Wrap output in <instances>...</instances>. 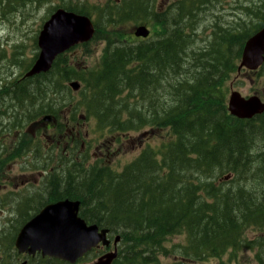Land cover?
Instances as JSON below:
<instances>
[{
  "label": "rangeland",
  "instance_id": "obj_1",
  "mask_svg": "<svg viewBox=\"0 0 264 264\" xmlns=\"http://www.w3.org/2000/svg\"><path fill=\"white\" fill-rule=\"evenodd\" d=\"M190 1L197 5L190 6ZM117 2L123 4L121 5L122 8L127 5V11L132 10L135 16L117 26L102 24V14L108 15L110 10L115 9L118 5ZM181 2L191 8V12L182 24L185 33L192 38L190 43L193 48L189 49L190 57L193 52L198 54L200 49L207 48L217 35L222 36L225 32H233L242 34L247 38L251 33L255 34L264 24V0H0V89L5 86H7L6 88H13V82L24 75L33 64L39 53L37 39L42 26L51 14L58 9L69 7L87 12L86 16L91 17L96 27L101 28L102 32L99 39H93L87 44L79 45L63 55L60 68L63 69L67 66L76 78L72 81H77L81 85L78 91H73L69 85L72 81L65 83V86H68L71 92L57 97V103L52 109H49L48 106L53 103V98H50V94L46 95V91L39 92L38 89H32L23 97L14 99L11 96L6 100H4L6 93L0 92V112L2 109L7 111L4 116L0 114V197L1 205H5L0 209V233H3L0 236V249L11 248L13 233H18L24 225L19 223L29 209L25 207V204H21L16 208L12 207V204H17L15 198L22 190L21 196L25 198L20 199V201H26V198L31 197L32 193L42 186H48L51 191L59 184L63 187V190L70 188L69 190L72 192H78L75 195L82 193V197L89 198L86 204L87 209H84L86 214L89 215L88 217L105 216L104 219L102 218L105 223L112 218L119 223L124 221L125 217L120 215L121 211L118 212L120 207L115 206L113 209L108 200L106 201L107 187L97 186L96 181L93 182L88 175L93 170L96 172L105 170L107 173H121L127 165L143 156V152L146 150L151 152L154 150L159 156L160 147L162 150L163 146L174 139V135L169 128L159 129L140 124L138 129L117 131L119 126H116V124L121 123L122 120L128 123L131 120V112L142 114L141 117L136 118V124L138 119H144L145 116L151 119L150 111L156 108L159 115H161L163 107L168 112V110L173 109L177 101L175 100L174 103V100L171 101L170 99L173 93L168 89V79L171 77L169 71L160 69L155 71V68H153L151 77L147 76L148 85L140 81L137 83L140 91L144 94V98L141 93L133 95L125 89L116 95L112 105L110 101L104 103L102 88H98L95 84V78L100 73L104 51L106 48H110L109 44H111V49H116L121 44L139 45L157 40L160 32L157 33L158 29H156L153 21L154 15L165 13L168 10L176 12L181 6L180 4L177 8ZM122 14H124V11H122ZM145 25L151 30V35L148 39H139L136 37L135 32L138 27ZM163 58H166V56H163ZM240 62L238 60L237 66ZM204 65L208 64L205 63ZM138 66V62H130L122 67L126 72L135 73ZM204 71H206V68ZM121 73L122 69L117 68L114 76H119L122 80L127 79L124 75L122 77ZM153 73H157V79L153 77ZM194 73L202 75L203 70L194 68L190 74ZM177 75L178 81L185 80V76H189L187 65L180 68ZM61 81L60 88L65 90L64 82ZM176 85L177 82L175 87ZM226 86L230 89L227 102L230 100L232 91L240 92L244 97L259 96L263 101L264 69L259 72L243 71L240 75L235 73ZM181 88L184 90V87ZM134 89L136 90L134 92H139L137 86ZM41 95L42 98L40 99L39 96ZM104 105L109 106L105 107ZM153 116L155 119L156 114ZM212 120L219 123L216 116L212 117ZM19 121L23 123H19ZM38 121H45L44 123L48 127V129L44 128L41 134L45 138L48 136L43 144L39 139L33 138L35 133L33 135L31 130L29 131L33 124ZM113 123H116V127L112 126ZM241 129L244 134L239 131V136L230 135L226 137L231 139L229 149L233 150L232 156L234 158L237 156L251 157V161L249 160L247 165L241 168L243 178L236 180L232 177L229 179L230 175L218 177V174H207L204 181H212L224 190L233 187L236 191L241 188L249 196V193L255 191L258 192L259 198L264 185L260 187V181L257 178L255 179V176L259 174L264 183V136L260 130L259 133L256 132L258 127L252 125ZM229 130L230 128H227L225 131ZM23 131H26V135L21 133ZM206 132H209V130ZM22 134L24 138H20L23 136ZM183 139L185 142L192 141V137L188 136H184ZM23 141L27 143L21 149L27 156H17L18 150L15 147ZM241 142L246 144V149L240 147ZM221 146V150H218L219 154L216 155L220 157H214L212 161L216 160L219 164L224 161L227 165L228 158H225L226 145L222 142ZM62 148H64V152ZM71 154L73 156H70ZM243 158L240 157L242 163L244 162ZM157 161L160 163L161 158ZM175 169L176 175L172 179V183L183 182L184 180H186L185 183H193L191 180L199 173L195 168H181L179 165ZM150 170L151 172L143 173L140 178L134 181L124 180L121 182L120 188L124 200L121 207L123 210L136 207L135 203L141 200V194L145 193V189L149 187L148 185L150 183L152 185L161 184L162 177L169 172L167 168L156 167L154 164L151 165ZM73 171L74 175H70L69 172ZM25 175L30 179L29 185L25 187L22 183L21 188L18 189L16 186L21 183ZM181 175L184 176L183 181H181ZM234 179L237 182L232 184ZM112 187L115 188L114 193L118 194L117 188L119 187L114 185ZM153 192L156 196L161 194L158 190ZM187 193L189 192L186 191ZM94 194H96L95 197H93ZM167 194V202L164 205L157 204L150 209L148 208L142 211V216H145V213H149L147 216H150L152 211L162 210L160 212L163 219H166V210L172 209L174 216L176 215V218H178L177 216L183 209L180 207L182 204L179 203L180 197L172 191L167 192ZM203 194L201 196L208 205L213 204L218 197L217 195L215 199H212L206 191H203ZM247 194L246 197H248ZM172 198L174 199L172 200ZM34 201L36 202V199H31L32 204ZM49 202L51 201L49 200ZM223 202L218 203L217 212L221 209ZM252 208H250V211L253 213ZM238 211L237 199L235 204L231 205L229 214L236 215ZM221 214H218L221 217L216 218L218 223L220 218L224 219L223 216L226 215L224 211ZM13 217L15 219H12ZM4 220L9 224H4ZM132 220L134 221V219ZM138 224L141 226L142 222L139 221ZM201 224V231L204 232L209 223L202 221ZM16 225L18 226L17 231L13 228ZM143 225L146 224L143 223ZM184 227H187V225ZM103 229L109 230L106 227ZM115 237L113 236L112 239L114 240ZM242 238L240 244H238L240 240L237 242L235 250L231 248L227 251L231 255L222 257L223 263L218 258L210 257L208 251L206 249L201 250L202 247H200L199 250L201 251L198 250L197 254H201V256L196 257V263L194 264H260L257 256L259 250L260 252L262 249L264 250V225L247 226L244 229ZM183 244H187L186 235L172 236L165 243L168 248L183 246ZM116 245L117 243L114 241V246L100 255L104 256L107 253L114 252ZM120 245L119 247L122 248L123 244ZM88 260H90L89 264H95L98 256L91 255L86 261ZM176 260L180 261V253L178 252L175 257L161 255L159 261L153 264H171ZM79 264H83V262Z\"/></svg>",
  "mask_w": 264,
  "mask_h": 264
},
{
  "label": "trees",
  "instance_id": "obj_2",
  "mask_svg": "<svg viewBox=\"0 0 264 264\" xmlns=\"http://www.w3.org/2000/svg\"><path fill=\"white\" fill-rule=\"evenodd\" d=\"M190 2V5L195 4L192 1ZM117 3L118 5L115 9H111L108 15L102 14V24L117 26L127 19L129 20L130 17L135 16L132 10L127 11V5L122 8L121 5L123 4ZM183 3L178 4L177 8L180 4L181 6L178 9L176 8V12L168 10L165 13L154 15L153 21L156 29H158L157 33L160 32L157 40L139 45L121 44L116 49H111V44H109L110 48L108 45V48L104 51L100 73L95 78V84L98 88H102L104 103L105 101H110L112 105L116 95L125 89L133 95L141 93L144 98V94L140 91L137 83L140 81L148 85L147 76L151 77L153 68H155V71H159V69L169 71L171 77L168 79V89L173 93L170 99L171 101L174 100V103L175 100L177 101L173 109L168 110V112L163 107L161 109L163 113L159 115L155 108L149 112L152 115L151 119L145 116L144 119H138L137 124L135 123L136 118L141 117L142 114L134 112H131V120L128 123L124 120L121 123H115L116 126H119L117 131L138 129L140 124L144 126L150 125L159 129L169 128L174 135V139H171L168 144L163 146L162 150L160 147L159 156L154 150L152 152L146 150L143 152V156L127 165L121 173H107L105 170L96 172L93 170L88 175L93 182L96 181L97 186H101V188L107 187L106 201L108 200L113 209L115 206L120 207L118 212L121 211L120 215L125 217L124 221L119 223L112 218L105 223L103 220L105 216L88 217L89 215L86 214L84 209H87L86 204L89 198L82 197V193L75 195L78 192L74 193L69 190L70 188L63 190V187L58 184L56 188L49 192V200L51 202L66 198L80 200L82 218L90 224H97L100 228H109L114 235L121 236L123 246L122 248L119 247L118 258L113 264H153L159 261L161 255L175 257L177 252L180 253V261L176 260L171 264H194L196 263V257L201 256V254L197 253L205 249L210 257L218 258L223 263L222 257L231 255L227 251L231 248L235 250L237 242L243 239L242 235L247 226L264 225L263 188V191L259 192L258 198V192L255 191L249 193V196L241 188L236 191H234L233 187L224 190V188L212 181H204L207 174H218V177L231 175L236 180L243 178L241 168L245 167L249 160L251 161V157L245 156L243 158L244 156H237L234 158L232 156L233 150L229 149L231 139L226 136H239V131L244 132L241 128L251 125L258 127L256 132L259 133L260 130L264 136V114L251 120H239L231 116L227 109V98L230 89L226 85L233 74L237 73L238 60L241 59L243 47L248 37L254 33H251L247 38L242 34L233 32H225L222 36L217 35L207 48L200 49L198 54L193 52L191 54L192 59L189 55V49L193 48L190 43L192 38L185 33L184 25H182L191 12V8ZM65 9L87 15V12L74 8L67 7ZM122 11H124V14H122ZM113 14H116L117 17L116 15L113 16ZM101 33V28H97L94 40L99 39ZM163 56H166V58H163ZM62 59L63 56L56 61L49 73L38 78H30L31 81L29 83L31 85H28L29 83L13 85L16 94L19 95L21 88L38 89L39 92L46 91V95L50 94V98H53V103L48 106L49 109H52L57 103V97L71 92V89L68 86L66 87L65 83L76 79L67 66L63 69L60 68ZM130 62H138L139 66L135 73L126 72L122 67ZM205 63L208 65H204ZM186 65L189 76H185V80L178 81L177 72ZM117 68L122 69V77L124 75L127 79L122 80L119 76H114ZM194 68L203 70L202 75L200 73L199 75L197 73L191 75L190 73ZM205 68L206 71H204ZM153 75L157 79V73H153ZM61 80L64 82L65 90L60 88ZM176 82L177 85L175 87ZM85 84L87 85V83ZM136 86L139 92H134L136 91L134 89ZM181 87H184V90ZM30 95L34 96L33 94ZM39 97L41 99L42 95ZM104 106L108 107L109 105ZM164 106L166 107V105ZM154 114H156L155 119ZM28 115L31 117L29 113ZM214 116L218 118L219 123H215V120H212ZM115 124L113 123L112 126L116 127ZM227 128H230V130L225 131ZM208 130L209 132H206ZM184 136L192 137V141L185 142ZM222 142L226 145L225 158H228V161H226L227 165H225L223 160V164H219L216 160L212 161L214 157H220L216 155L219 154L218 150H221ZM245 145V143L241 142L240 147L246 149ZM240 157L243 158V163ZM160 158L161 161L159 163L157 160ZM152 164L156 167H165L169 172L162 177L163 181H160L161 184L152 185L150 183L148 185L149 187L145 189V193L141 194V200L135 203L136 207L123 210L121 207L122 201H124L122 199V189L120 188L121 182L124 180L134 181L140 178L143 173L151 172ZM178 165L181 168L190 167L199 171L197 176L195 175L191 180L193 183H185L186 180H184L182 175L180 176L181 181L184 180L185 182L172 183V179L176 175L175 168ZM73 173L74 171L69 172L70 175H74ZM256 178L260 181V187H262L264 185L263 179H261L259 174L255 176ZM236 182L234 179L232 184ZM113 185L119 187L117 188L118 194L114 193L115 188L112 187ZM155 190L161 192L160 196L154 194L153 191ZM171 191L180 197L179 203H182L180 207L183 209L177 216L178 218H176V215L174 216L172 209L166 210V219H163V215L160 212L162 210H154L150 216H147L149 213H145V216H142V211L150 209L157 204L164 205L167 202V192ZM186 191L189 193L186 194ZM203 191H206L212 199H215L218 195L213 204H206L201 196L204 195ZM246 194L248 197H246ZM95 196L96 194L93 195V197ZM237 199L239 211L236 215H231L229 214V209L231 205L235 204ZM219 202H223V205L217 212ZM250 208L254 210L253 213ZM223 211L226 213L223 216L225 218H220L218 223L216 218L221 217L218 214L222 215L221 212ZM162 219L164 222H162ZM139 221L142 222L141 226L138 224ZM202 221L209 223L204 232L201 231ZM143 223L146 225H143ZM185 225L187 227H184ZM13 228L17 231L18 226L16 225ZM176 235H186L187 244L168 248L165 243L170 237ZM240 243L241 240L238 244ZM200 247H202L201 250H199ZM263 252V249L258 252L257 257L260 264H264Z\"/></svg>",
  "mask_w": 264,
  "mask_h": 264
},
{
  "label": "water",
  "instance_id": "obj_3",
  "mask_svg": "<svg viewBox=\"0 0 264 264\" xmlns=\"http://www.w3.org/2000/svg\"><path fill=\"white\" fill-rule=\"evenodd\" d=\"M96 28L92 19L85 15L58 9L47 20L40 32L38 46L40 53L25 78L49 72L56 58L79 44L91 41ZM136 37L147 38L150 30L140 26ZM264 62V27L246 43L242 61L238 68L257 70ZM80 83L71 82L70 87L78 91ZM229 112L239 119H252L264 113V103L258 96L245 98L240 92L232 91ZM80 200H64L47 205L19 234L17 248L35 253L41 251L50 258L75 264L78 259L96 248L100 243L109 245L110 230L100 229L96 224L89 225L80 216ZM121 237L115 238L118 244ZM118 258V249L100 257L95 264H113Z\"/></svg>",
  "mask_w": 264,
  "mask_h": 264
},
{
  "label": "flooded vegetation",
  "instance_id": "obj_4",
  "mask_svg": "<svg viewBox=\"0 0 264 264\" xmlns=\"http://www.w3.org/2000/svg\"><path fill=\"white\" fill-rule=\"evenodd\" d=\"M36 57H38V54H37ZM36 59H35V61H36ZM262 69H264V63L262 65V67H260V69L258 71H255V72H259ZM44 74H47V73H42V74L36 75L33 78L41 77ZM23 76L24 75H22L21 77L17 78L15 80V82H13L14 83L13 85L21 84V83H29L31 81L30 78L24 79ZM28 85H31V83H29ZM5 87H7V86H5ZM5 87L0 89V92H5L6 93V96H5L4 100H6V98L11 97V96L14 99H17L19 97H23V96H25L27 93H29L32 90L31 88H27V89L21 88V90H19V95H18V94H16V91L13 88L6 89ZM263 102H264V100H263ZM3 110L4 109H2V111L0 112V114H2V116H4L5 113L7 112V111H5V110L3 111ZM36 114H38V113H36ZM0 117H1V115H0ZM44 122L38 121V122L33 124V127L31 129H29V131L31 130V133L33 135L35 133V136H33V138L34 139H39L42 144H43L44 140H46V138L48 137L47 136L45 138V137H43L41 135L44 128L48 129V127H46ZM19 123H23V122L19 121ZM0 126H1V123H0ZM21 133L26 135L25 134L26 131H23ZM24 135L22 137H20V138H24ZM26 143H27L26 141H23L22 143L20 142L18 144V146L15 147L16 150H18V155L17 156H25L26 155V154H24L22 152V149H21L22 146L24 144H26ZM62 150L64 152V148H62ZM48 151H49V147H48ZM70 156H73V154H71ZM22 179L23 180L21 181V183L17 184V186H16L18 189L21 188L20 185L22 183H24L23 186H25V187H27L29 185L28 183L30 182V179L27 178L26 175ZM49 191H50V188H48V186H46V187L42 186L39 190L34 191L32 193V195H31V197L26 198L27 199L26 201H20V199L25 198V197L21 196V194L23 193V190L18 194V196H16L15 199L17 201V204H12V207L16 208V207H18L21 204H25L26 205L25 207L27 209H29L28 212L25 214V216L22 218V221L19 224H21V225L24 224L25 225L26 223L30 222L33 219V217L35 218L36 215H38L39 212L44 207H46V205H48L49 203H54V202H49ZM31 199H36V202L34 201L33 204H32ZM61 200H63V199H61ZM57 201H60V200H57ZM1 204H2V202H1V197H0V209H2L5 206V205L2 206ZM12 219H15V217H13ZM3 223L4 224H9L5 220L3 221ZM2 234L3 233H0V236ZM18 236H19V232L18 233H13V235H12V243H11L12 247L11 248H7L6 250L0 249L1 250V252H0V264H71V263H69L67 261H62V260L55 259V258L45 257V255H43V253L41 251H36L35 253H32L30 251L21 252L17 248V245H16ZM108 238L111 239L109 245H104L103 243H100L95 249H93L92 251L87 253L82 259H80V261H78V264L80 262H83V264H89L90 260H88V261H86V260L91 255L95 254V256L97 255L98 259H99L101 257L100 254H102V252H107V250H110L114 246V242L112 241L113 240L112 239V234H110L108 236ZM118 249H119V246H118Z\"/></svg>",
  "mask_w": 264,
  "mask_h": 264
}]
</instances>
